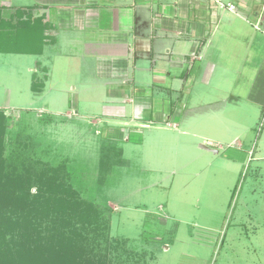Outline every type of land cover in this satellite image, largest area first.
<instances>
[{
  "label": "rangeland",
  "instance_id": "rangeland-1",
  "mask_svg": "<svg viewBox=\"0 0 264 264\" xmlns=\"http://www.w3.org/2000/svg\"><path fill=\"white\" fill-rule=\"evenodd\" d=\"M36 61L47 67V79ZM74 63L49 48L41 56L0 54L5 156L16 149L65 164L82 198L112 209L109 264H264V108L234 97L207 104L216 94L200 85L191 99L157 91L135 100L136 117L148 126L98 125L110 94L105 85L83 83L86 70ZM34 71L45 84L38 93L30 89ZM160 112L185 132L157 122ZM109 137L123 163L99 181ZM202 140L219 152L201 150Z\"/></svg>",
  "mask_w": 264,
  "mask_h": 264
},
{
  "label": "crops",
  "instance_id": "crops-1",
  "mask_svg": "<svg viewBox=\"0 0 264 264\" xmlns=\"http://www.w3.org/2000/svg\"><path fill=\"white\" fill-rule=\"evenodd\" d=\"M227 1L235 5L234 11L221 9L210 0H0L3 21H14L24 12V19H41L47 25L42 53L0 54L41 56L49 48L74 61L76 68L86 70L81 74L83 83L105 85L110 94L98 125L112 122L126 126L139 121L148 126L137 119L135 100H145L147 93L157 91L167 97L191 99L200 85L216 94L207 104L218 101L223 105L234 97L263 109L264 3ZM35 65L47 79V67L40 61ZM36 77L34 71L30 89L34 83L42 86L39 91L32 90L34 93L45 85ZM163 115L160 112L157 122L185 132L183 124L170 123ZM97 131L100 135L99 127ZM202 141L201 150L219 152L209 140ZM237 146L242 148V144ZM167 249L165 244L163 250Z\"/></svg>",
  "mask_w": 264,
  "mask_h": 264
},
{
  "label": "trees",
  "instance_id": "trees-1",
  "mask_svg": "<svg viewBox=\"0 0 264 264\" xmlns=\"http://www.w3.org/2000/svg\"><path fill=\"white\" fill-rule=\"evenodd\" d=\"M0 19V53L40 54L47 41L41 19ZM42 84H32L39 91ZM0 109V264H109L111 208L73 188L65 164L5 156L6 116ZM115 141L104 140L99 181L123 163ZM35 189L33 192L32 189Z\"/></svg>",
  "mask_w": 264,
  "mask_h": 264
},
{
  "label": "built area",
  "instance_id": "built-area-1",
  "mask_svg": "<svg viewBox=\"0 0 264 264\" xmlns=\"http://www.w3.org/2000/svg\"><path fill=\"white\" fill-rule=\"evenodd\" d=\"M212 1L217 7L221 9H225L228 11H234L235 10V5L227 0H210ZM264 3V0H263Z\"/></svg>",
  "mask_w": 264,
  "mask_h": 264
},
{
  "label": "water",
  "instance_id": "water-1",
  "mask_svg": "<svg viewBox=\"0 0 264 264\" xmlns=\"http://www.w3.org/2000/svg\"><path fill=\"white\" fill-rule=\"evenodd\" d=\"M203 148H206V147L203 146Z\"/></svg>",
  "mask_w": 264,
  "mask_h": 264
}]
</instances>
